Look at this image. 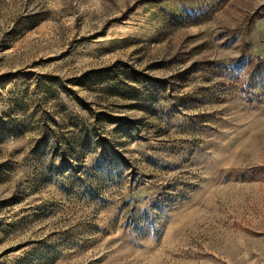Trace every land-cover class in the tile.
Returning <instances> with one entry per match:
<instances>
[{
    "label": "rangeland",
    "instance_id": "374dc122",
    "mask_svg": "<svg viewBox=\"0 0 264 264\" xmlns=\"http://www.w3.org/2000/svg\"><path fill=\"white\" fill-rule=\"evenodd\" d=\"M263 6L0 0V264H264Z\"/></svg>",
    "mask_w": 264,
    "mask_h": 264
},
{
    "label": "trees",
    "instance_id": "16d2710c",
    "mask_svg": "<svg viewBox=\"0 0 264 264\" xmlns=\"http://www.w3.org/2000/svg\"><path fill=\"white\" fill-rule=\"evenodd\" d=\"M262 11H263V13L260 14V16H261V15H264V6L262 7ZM251 22H252V21H251Z\"/></svg>",
    "mask_w": 264,
    "mask_h": 264
}]
</instances>
